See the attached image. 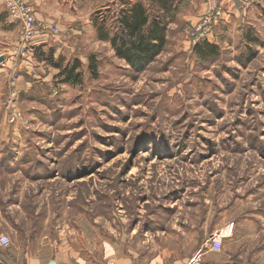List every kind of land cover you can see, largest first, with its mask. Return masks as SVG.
<instances>
[{"label": "rangeland", "instance_id": "374dc122", "mask_svg": "<svg viewBox=\"0 0 264 264\" xmlns=\"http://www.w3.org/2000/svg\"><path fill=\"white\" fill-rule=\"evenodd\" d=\"M186 3L137 67L98 37L100 0L25 57L19 25L0 31V264L86 225L133 264H264V0H201L200 15ZM206 30L217 54L203 59Z\"/></svg>", "mask_w": 264, "mask_h": 264}, {"label": "crops", "instance_id": "0c3cea01", "mask_svg": "<svg viewBox=\"0 0 264 264\" xmlns=\"http://www.w3.org/2000/svg\"><path fill=\"white\" fill-rule=\"evenodd\" d=\"M27 1L33 6L35 17L39 22V31L35 34L31 42L32 45L38 46L46 39L45 36L47 34L45 32L47 30L54 29L56 32H58L64 28V22H66L68 25H72L74 22L71 21L84 14L83 10L85 11L86 4L89 0ZM112 1L113 0H100V4L102 7H111L113 5H117ZM123 1L129 3H142L147 8L152 7L151 0H122L120 4ZM180 1L181 3H186L185 0ZM188 2L189 6H191V4L195 5L193 12L198 11L196 15H200L201 12L199 9L201 10L202 8V6H200L201 0H187V3ZM173 5H175L174 0L172 6ZM71 7H73V11ZM171 12L172 9L164 13L169 14ZM71 14L73 16H71ZM11 22L12 19L8 17L2 4L0 3V31L8 30L7 28H9V26L7 24H10ZM91 231L92 230L86 225L83 227V229L80 228L78 232V239L76 238L74 241H69V238H61L59 241L55 242V244L46 242L45 244L42 241L33 255L31 254L30 256H27V254H25L23 255L22 260H25L26 264H48L50 261H54L55 264H133L131 257L128 256L129 254H127L123 248L118 245H109L108 247L107 244H109V242L106 241H100L98 244L97 241H95L93 232ZM203 255L208 259V257L213 255V252L206 251ZM18 257L19 252L17 250H15V252L12 251L10 257H6V264H13L11 263L12 260L10 259H17ZM15 264H17V262Z\"/></svg>", "mask_w": 264, "mask_h": 264}, {"label": "trees", "instance_id": "16d2710c", "mask_svg": "<svg viewBox=\"0 0 264 264\" xmlns=\"http://www.w3.org/2000/svg\"><path fill=\"white\" fill-rule=\"evenodd\" d=\"M151 1L150 11L142 3L123 1L111 17L110 7H101L92 16L98 37L108 40L115 55L134 67L151 61L165 43L167 16L164 12L171 10L173 0ZM193 49L203 59L217 54V47L206 41L195 43ZM52 64L64 75V80L74 82L79 79L75 72L78 65L63 67L62 60ZM90 66H94L92 61Z\"/></svg>", "mask_w": 264, "mask_h": 264}, {"label": "built area", "instance_id": "2783aa9c", "mask_svg": "<svg viewBox=\"0 0 264 264\" xmlns=\"http://www.w3.org/2000/svg\"><path fill=\"white\" fill-rule=\"evenodd\" d=\"M211 2V1H210ZM4 10L7 15L14 20L20 27L19 37H18V45L15 53L20 57H25L27 51L28 44H31L35 34L39 31V22L35 17V12L33 7L25 2L24 0H0ZM212 3V2H211ZM215 9V5L212 4ZM220 10V7H219ZM218 13V9L216 10ZM210 21L209 17H203L202 23L197 26V29L205 30V24H208ZM203 25V26H202ZM56 31L54 29L51 30ZM211 35H209V31L206 30V34L203 37L202 41L209 40ZM197 38V37H196ZM196 38L193 39V42H196ZM197 43V42H196ZM232 235V224L226 226L224 231H217L215 235L210 240V248L213 251H218L222 245V238L230 237ZM10 238L6 234H0V246L3 248L9 247ZM197 259L192 257L188 264H195Z\"/></svg>", "mask_w": 264, "mask_h": 264}, {"label": "water", "instance_id": "95a60500", "mask_svg": "<svg viewBox=\"0 0 264 264\" xmlns=\"http://www.w3.org/2000/svg\"><path fill=\"white\" fill-rule=\"evenodd\" d=\"M3 58L0 56V61L2 60ZM48 264H55L54 261H50Z\"/></svg>", "mask_w": 264, "mask_h": 264}]
</instances>
